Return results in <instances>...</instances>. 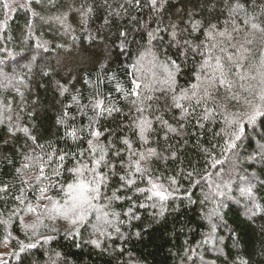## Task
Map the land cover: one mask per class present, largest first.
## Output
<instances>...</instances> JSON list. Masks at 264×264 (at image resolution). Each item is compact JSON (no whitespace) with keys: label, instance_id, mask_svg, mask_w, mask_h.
<instances>
[{"label":"trees","instance_id":"obj_1","mask_svg":"<svg viewBox=\"0 0 264 264\" xmlns=\"http://www.w3.org/2000/svg\"><path fill=\"white\" fill-rule=\"evenodd\" d=\"M262 96L264 0H0V264H264Z\"/></svg>","mask_w":264,"mask_h":264},{"label":"snow or ice","instance_id":"obj_2","mask_svg":"<svg viewBox=\"0 0 264 264\" xmlns=\"http://www.w3.org/2000/svg\"><path fill=\"white\" fill-rule=\"evenodd\" d=\"M152 4L153 6H155L156 4V0H152ZM172 38L175 39L176 38V34L173 33L172 34ZM149 39L150 41L153 39H156V36L153 33H149ZM163 70L166 73V78L164 80V83L166 84H174L175 83V76L176 73L178 72L179 68L177 65H175V62H172L171 64H165L163 65ZM135 87H140V85L136 84ZM198 85H193V88H197ZM193 95H195V93H193ZM183 98H187L185 97H181ZM262 99H264V96L261 97ZM96 108L101 109V111H104V107H103V101H97L95 104ZM177 107H180L179 104H177ZM107 111L109 113H111V109H107ZM258 111V110H257ZM249 119H252V117H250ZM71 135L73 137L76 136L75 131H73L71 133ZM93 136L95 137H99L100 133L99 132H93L92 133ZM89 147L90 149H92L93 153H95L96 151V146L92 144L91 141H89ZM100 151L102 152L103 149L101 148ZM61 160L64 159L63 156L60 157ZM101 160H103V156H101L100 160H97L96 163L99 164L101 162ZM87 166L85 165L84 168H76L74 170V174L77 176V183L75 184H70L68 186V192L69 194L75 193V195L72 196V205L70 208H67L65 211L61 212L60 214L64 216V218L68 219L70 218L69 214L73 213V214H77L79 215V220L83 221L85 215H86V205L90 204L91 199L95 198V195H98V188L95 186L96 181H88L87 183L83 182L82 180H80L79 178L83 176V171ZM41 171H43V169H41ZM153 187L155 188L156 185H153ZM42 192L44 191L43 189L41 190ZM242 192L247 193L248 195L252 194V189L251 187L248 188H244L241 189ZM95 194V195H94ZM156 195L160 196L161 199L165 198V194L162 191H158L156 192ZM53 207L55 208V204H53ZM57 211H59V209H57ZM71 222L73 224L77 223L76 219H72ZM30 247V246H29Z\"/></svg>","mask_w":264,"mask_h":264},{"label":"rangeland","instance_id":"obj_3","mask_svg":"<svg viewBox=\"0 0 264 264\" xmlns=\"http://www.w3.org/2000/svg\"><path fill=\"white\" fill-rule=\"evenodd\" d=\"M70 195H71V197H72L73 195H75V193H72V194H70ZM58 209L60 210V212L65 211V209H63V206H60V208H58ZM101 219H103V218L101 217ZM102 221H103V220H102ZM98 222L100 223L101 220L99 219ZM197 262H199L200 264H204V262L202 261V259H198Z\"/></svg>","mask_w":264,"mask_h":264}]
</instances>
